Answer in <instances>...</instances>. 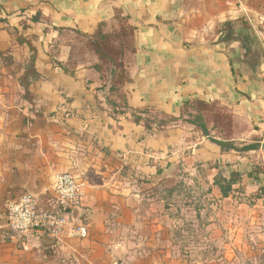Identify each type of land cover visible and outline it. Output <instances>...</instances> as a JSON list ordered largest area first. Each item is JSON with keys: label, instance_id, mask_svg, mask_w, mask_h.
I'll return each instance as SVG.
<instances>
[{"label": "crops", "instance_id": "crops-1", "mask_svg": "<svg viewBox=\"0 0 264 264\" xmlns=\"http://www.w3.org/2000/svg\"><path fill=\"white\" fill-rule=\"evenodd\" d=\"M116 11L134 28L128 106L179 118L191 100L216 104L232 116L235 150L185 119L146 131L114 113L95 69L104 60L83 36ZM30 46L37 78H28L26 96ZM263 143L264 0H0V264H200L183 255L200 249L221 252L219 264H239L237 254L261 247L248 239L264 219V195L249 200L264 187L255 161ZM250 145L258 149L241 151ZM62 173L82 187L73 218L89 238L34 232L20 240L6 227L7 206L29 193L39 209L55 210L53 179ZM233 173L223 198L214 181ZM184 188L193 189L190 203L206 188L210 201L239 211L230 206L225 227L209 226L200 242L199 214L172 209Z\"/></svg>", "mask_w": 264, "mask_h": 264}, {"label": "trees", "instance_id": "trees-1", "mask_svg": "<svg viewBox=\"0 0 264 264\" xmlns=\"http://www.w3.org/2000/svg\"><path fill=\"white\" fill-rule=\"evenodd\" d=\"M134 28L129 24L128 18L116 11L113 19L109 23L98 25L94 34L90 37L83 36L84 43L91 44L92 52L98 59L104 60V68L95 65V69L100 73L107 88L106 102L115 114L125 116L131 122L141 125L146 131L164 130L179 121H185L201 132L202 136L209 139L222 149L235 150L232 143L233 119L223 108L216 104H207L199 100L186 102L180 108L179 118H173L164 114H159L150 108L133 110L128 106L124 87L131 81L128 73V63L134 54L133 44ZM18 42H21L18 39ZM32 56L30 66L22 79V86L27 96L28 78L36 79L33 70L35 61V51L30 46ZM258 149L256 145L244 146L242 152H249ZM264 150V143L262 145ZM255 169L252 173H259ZM251 173V174H252ZM238 179V174H231L229 180L221 176L216 178L214 185L220 190L223 198L232 193V186Z\"/></svg>", "mask_w": 264, "mask_h": 264}, {"label": "built area", "instance_id": "built-area-1", "mask_svg": "<svg viewBox=\"0 0 264 264\" xmlns=\"http://www.w3.org/2000/svg\"><path fill=\"white\" fill-rule=\"evenodd\" d=\"M53 193L56 209L51 211L39 209L31 194H21L17 201L7 206V229L20 240L34 232L54 241L64 238L87 240L88 227L73 218V214L82 208V187L70 174H57L53 179ZM22 248L27 250L26 244L23 243Z\"/></svg>", "mask_w": 264, "mask_h": 264}, {"label": "rangeland", "instance_id": "rangeland-1", "mask_svg": "<svg viewBox=\"0 0 264 264\" xmlns=\"http://www.w3.org/2000/svg\"><path fill=\"white\" fill-rule=\"evenodd\" d=\"M255 161H259L262 166H264V152L260 154V157H256ZM177 195L180 196L179 199H175L174 203H172V209L176 210L178 209L176 205H180V208L184 212H190L193 214H199L200 218L195 221V224L197 223L199 228L203 230V233H200V242H206L204 241V236L206 235L207 229L210 226L212 231H218L219 227H225L226 223L229 222V217L227 216L229 214L228 208L234 209L231 210L234 215L238 213V205L228 203L227 205L225 203L218 204L217 202L210 201L211 199L207 198L208 193L206 191V188L195 189L194 196L196 200H198L197 203H190L189 202V196H191V192L193 189L190 188H184L180 190ZM255 195H264V187H260L258 192L256 194L250 196L249 200L251 201L253 198H255ZM209 200V201H208ZM178 201H181V203L177 204ZM240 212H242L240 210ZM227 215H226V214ZM242 214H245L243 212ZM190 215L183 219L184 227L190 225L193 218H191ZM204 225V226H203ZM210 227L208 230H210ZM264 230V219L262 222H260V225L256 226H250V235L249 241L252 245L261 246L259 249L251 251L250 253L247 252H240V254L236 255L237 260H239V264H264V239L259 236V230ZM223 230V228H222ZM211 233V232H210ZM208 236V235H206ZM205 236V237H206ZM217 238H224L221 235L217 234ZM214 239V238H213ZM254 245V246H255ZM203 248V247H202ZM263 250V251H262ZM186 259L192 258L193 256L194 260L200 264H213V262L218 263V259L223 258V255L219 251H214L210 249H200L197 251H185L183 253Z\"/></svg>", "mask_w": 264, "mask_h": 264}]
</instances>
